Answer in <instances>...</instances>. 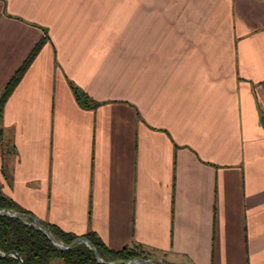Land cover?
Masks as SVG:
<instances>
[{
	"label": "crops",
	"instance_id": "0c3cea01",
	"mask_svg": "<svg viewBox=\"0 0 264 264\" xmlns=\"http://www.w3.org/2000/svg\"><path fill=\"white\" fill-rule=\"evenodd\" d=\"M36 47L6 196L155 264H264V0H0V98Z\"/></svg>",
	"mask_w": 264,
	"mask_h": 264
},
{
	"label": "trees",
	"instance_id": "16d2710c",
	"mask_svg": "<svg viewBox=\"0 0 264 264\" xmlns=\"http://www.w3.org/2000/svg\"><path fill=\"white\" fill-rule=\"evenodd\" d=\"M38 50L39 47H36L32 51L28 59L7 83L0 98V120L6 100L22 79ZM0 211L3 212L0 214V264H20L17 258L9 255L10 253H16L21 258L22 264H54L57 259H60L64 264L125 263L133 259H148L138 249L124 247L120 250H112L103 244L94 233H87L81 238H85L91 243L104 263L99 262L94 251L84 243H75L67 250H60L35 224L32 214L6 196L1 187ZM6 213L14 214L16 217L7 216ZM43 227L48 230L54 242L64 246L71 245L79 238L53 225H44Z\"/></svg>",
	"mask_w": 264,
	"mask_h": 264
},
{
	"label": "water",
	"instance_id": "95a60500",
	"mask_svg": "<svg viewBox=\"0 0 264 264\" xmlns=\"http://www.w3.org/2000/svg\"><path fill=\"white\" fill-rule=\"evenodd\" d=\"M0 214H3V212L0 211ZM6 215H7V216H11V217H16V215L11 214V213H6ZM34 222H35L36 225L39 226L40 230H42V231L44 232V234H45L48 238L51 239L53 245H54L56 248H58V249H60V250H67V249H69V248H70L73 244H75V243H84V244H86L87 246H89V247L94 251V254H95V256H96V259H97L99 262L104 263V262L99 258V256H98L97 251L95 250V248H94V247L91 245V243H90L88 240H86L85 238H78V239H76L75 242L72 243L71 245H69V246H64L63 244H59V243L54 242L53 239L51 238L49 232L47 231V229L43 228V227L38 223V221H37L36 219H34ZM9 255L12 256V257L17 258V259L19 260V263L22 264V260H21V258H20L16 253H10ZM108 264H155V263H154L153 261H151V260L133 259V260L128 261V262H125V263H120V262H110V263H108Z\"/></svg>",
	"mask_w": 264,
	"mask_h": 264
},
{
	"label": "rangeland",
	"instance_id": "374dc122",
	"mask_svg": "<svg viewBox=\"0 0 264 264\" xmlns=\"http://www.w3.org/2000/svg\"><path fill=\"white\" fill-rule=\"evenodd\" d=\"M1 130H2V128H1ZM1 134H2V132H1ZM4 136H5V147L6 148H12L13 146H12V139H11V137L9 136V130L8 129H4ZM14 155V154H13ZM143 260V259H142ZM152 261V260H151ZM155 263V262H154ZM54 264H64L60 259H57V260H55L54 261Z\"/></svg>",
	"mask_w": 264,
	"mask_h": 264
}]
</instances>
